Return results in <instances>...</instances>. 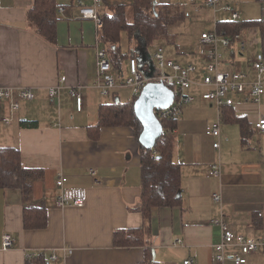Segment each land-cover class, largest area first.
I'll return each mask as SVG.
<instances>
[{
  "label": "crops",
  "instance_id": "crops-1",
  "mask_svg": "<svg viewBox=\"0 0 264 264\" xmlns=\"http://www.w3.org/2000/svg\"><path fill=\"white\" fill-rule=\"evenodd\" d=\"M33 1L0 0V89H30L35 95L31 102H20L19 110L13 113L0 104V148H17L23 167L40 173L32 185L29 205L44 210L46 226L25 228L28 205L20 191L0 189V264H34L36 258L38 264H143L146 248L159 264H183L187 260L191 264H215L212 244L220 236V227L212 224L213 220H221L234 234L262 237L264 132L257 131L254 125L264 117V96L254 102L245 95H231L232 104L217 109L201 98L210 88L202 85L205 62L200 57V39L191 48L178 50L173 58L169 55L167 59L182 66L196 67L194 83L188 91L195 100L183 107L173 131V160L181 166L180 204L156 208L146 221L138 211L142 176L133 129L104 127L98 139L88 135L87 128L97 123L98 107L104 104L94 87L96 51L104 47L99 41V28L90 20L75 17L74 8L67 12V19L56 12V39L50 44L38 37L27 22ZM74 1L55 0V4L58 8L73 7ZM131 1L103 0L98 13L102 17L113 7L129 5ZM156 1L187 7L191 3ZM249 1L262 8L257 0H226L235 5L239 21H244L241 14L249 11L244 8ZM217 24L214 29L220 31ZM246 33L250 32L238 35L247 45L244 52L237 45L219 49V71H242L254 78L250 64L261 56L259 38L258 49H251ZM158 46L161 44L155 49ZM120 51L127 55L112 65L119 84L128 75L131 58L136 59L141 73H146V67L153 69L152 56L140 38L128 43V52ZM140 56L149 57L141 66ZM61 77L65 81L60 85ZM58 85L59 97L51 99L48 90ZM71 88H78L82 97L81 111H77L69 95ZM124 91L130 94L122 101L119 95ZM107 99L105 103L133 100L131 90L123 86L114 89ZM5 117L11 118L9 124L1 121ZM215 121L220 123L219 150L213 148L217 139L205 135L206 127ZM213 163L220 165L217 178L207 175ZM90 168L97 171L99 184H93L87 176ZM59 173L68 177L67 189L86 191L83 208L54 206ZM213 194L220 195L219 203L213 201ZM35 214L31 216L32 223H36ZM136 229L146 230V245L127 246L114 241L116 231ZM4 233L14 240L6 252L1 251ZM236 251L232 248L227 253ZM27 253L36 256L28 261ZM52 255L57 257L55 261L50 260ZM245 264H264V259L257 253L246 257Z\"/></svg>",
  "mask_w": 264,
  "mask_h": 264
},
{
  "label": "built area",
  "instance_id": "built-area-1",
  "mask_svg": "<svg viewBox=\"0 0 264 264\" xmlns=\"http://www.w3.org/2000/svg\"><path fill=\"white\" fill-rule=\"evenodd\" d=\"M191 3H199L201 6L211 10L214 25L217 24V16L219 14L228 15L231 22L240 20V14L234 4L226 2V0H188ZM103 0H75L73 7L58 8V15L67 19V12L74 8L78 19L90 20L96 27L102 26V17L98 13V9L102 5ZM262 17L264 18V4L262 5ZM234 45L238 46L240 52L246 49V43L240 39L238 35L234 37L228 36L224 31H217L216 28L210 32H203L200 35V57L205 62L204 75L202 85L210 88L206 93L201 95L205 101L212 102L217 109L232 104L231 95H245L254 102L264 96V58L259 57L252 61L250 69L254 72V78H249L248 74L242 71L224 72L218 70L222 56L220 48L232 49ZM153 71L145 68L146 73H141L137 61L134 58L128 60V75L121 79L118 83L112 74V65L110 63L108 51L104 47H99L96 51V72L94 87L102 96H110L112 91L118 86L128 87L131 90L132 99L137 98L142 89L149 83H162L174 93L171 105L164 110H158V115L163 119L178 118L181 115L183 107L192 104L195 98L188 93L193 85L192 75L197 71L194 65L182 66L164 55L162 46H158L152 55ZM65 81V77L60 78V85ZM60 86L51 87L48 90V96L51 99L59 97ZM69 95L75 100L77 111H81L82 97L78 92V88H71ZM35 95L30 89H21L14 91L13 89H0V104H5L10 113L19 110L20 102H31ZM4 124L11 122L10 117L1 120ZM255 129L264 132V117H260L255 123ZM205 135L217 139L213 143V148L219 150L220 143V123L215 121L210 123L205 130ZM87 176L93 184H99L100 178L95 169L87 170ZM208 177L217 178L220 175V165L217 163L208 166ZM68 177L59 173L55 180V187L58 195L54 199V206L57 209L73 207L81 209L86 204L87 194L84 189L75 188L67 189L66 183ZM213 201L219 203L221 198L218 194L212 195ZM212 224L219 225L220 236L213 240L214 263L225 264H245L246 257L261 253L264 259V235L258 239L248 238L243 235L234 234L229 230L226 224L221 220H213ZM14 245L13 238L4 233L1 236V251L6 252ZM235 248V253H227L229 249ZM36 254L27 253L26 259L32 260ZM55 255L50 256V260L55 261ZM183 264H191L190 260L184 261Z\"/></svg>",
  "mask_w": 264,
  "mask_h": 264
},
{
  "label": "trees",
  "instance_id": "trees-1",
  "mask_svg": "<svg viewBox=\"0 0 264 264\" xmlns=\"http://www.w3.org/2000/svg\"><path fill=\"white\" fill-rule=\"evenodd\" d=\"M262 5L264 0H257ZM58 6L55 0H34L33 6L27 12V22L33 32L44 41L54 44L56 39V12ZM187 7L183 4H158L156 0H132L129 5H117L110 13L102 16V26L99 28V41L107 49L111 65H115L122 57L120 41L123 34L131 44L135 38H140L149 49L156 42H170L169 28L189 17ZM218 30H223L228 36L242 35L244 32H255L259 38L260 54L264 58V18L252 21H221ZM158 45V44H157ZM133 99L127 103H105L97 110V123L88 127V135L98 139L100 129L104 127L127 126L133 129L140 154V169L142 176V195L138 211L148 221L151 212L156 208L174 207L180 204L178 197L181 183V166L174 162L173 151L175 139L173 131L177 118L163 119L155 115L162 126V134L155 140L153 148H145L139 143L142 125L136 118ZM27 126H30L26 124ZM243 133V132H242ZM40 178L36 170L26 169L21 164L17 148H0V189H16L20 191L26 203L24 217L25 228H44L46 215L43 209L30 206L32 185ZM36 213V223L31 222V216ZM30 222L32 223L30 225ZM146 230L136 229L116 231L114 241L127 246H144ZM36 258L34 264H38ZM143 264H159L151 256V250L146 248Z\"/></svg>",
  "mask_w": 264,
  "mask_h": 264
},
{
  "label": "rangeland",
  "instance_id": "rangeland-1",
  "mask_svg": "<svg viewBox=\"0 0 264 264\" xmlns=\"http://www.w3.org/2000/svg\"><path fill=\"white\" fill-rule=\"evenodd\" d=\"M184 6L187 7L186 5ZM247 7L249 9L247 14H241V17L242 19H244V21L260 19V17L262 16V11L257 3L249 1L244 8ZM186 9L189 17L184 21L173 24L169 28V35L171 38L170 42L161 40L162 42H156L152 47L148 49L151 56L154 54L157 44H161L164 49L166 58H168L169 55L171 56V58H173L174 56H176L178 50L189 49L193 45H195L200 39V35L202 34V32H210L214 30V19L211 10L205 8L204 6L196 7L191 3L188 4V7ZM217 18L221 21H230V17L224 14H219ZM245 36L248 45L252 46L250 48H253L254 50L258 49V35L254 32H250L246 33ZM119 45L123 52H128V39L125 34L122 35ZM129 94L130 93L128 91H124L120 93L119 96L122 101H125L126 98L129 97ZM101 100V103L104 104L105 102H109V100L105 96H102Z\"/></svg>",
  "mask_w": 264,
  "mask_h": 264
},
{
  "label": "water",
  "instance_id": "water-1",
  "mask_svg": "<svg viewBox=\"0 0 264 264\" xmlns=\"http://www.w3.org/2000/svg\"><path fill=\"white\" fill-rule=\"evenodd\" d=\"M138 52V51H137ZM140 55V53H138ZM147 58V59H146ZM149 57L140 56L139 66ZM152 72V66H150ZM174 98V93L162 83H149L134 102L136 118L142 125L139 143L145 148H153L155 140L162 134V126L155 115V110L167 109ZM179 197V196H178Z\"/></svg>",
  "mask_w": 264,
  "mask_h": 264
}]
</instances>
